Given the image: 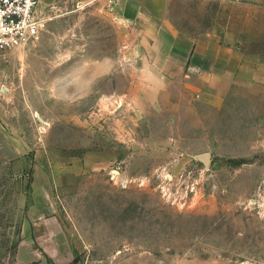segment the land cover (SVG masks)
<instances>
[{
  "label": "rangeland",
  "instance_id": "obj_1",
  "mask_svg": "<svg viewBox=\"0 0 264 264\" xmlns=\"http://www.w3.org/2000/svg\"><path fill=\"white\" fill-rule=\"evenodd\" d=\"M118 1L42 0L0 50V264H264V84L144 77ZM168 6L264 61V0Z\"/></svg>",
  "mask_w": 264,
  "mask_h": 264
},
{
  "label": "crops",
  "instance_id": "obj_2",
  "mask_svg": "<svg viewBox=\"0 0 264 264\" xmlns=\"http://www.w3.org/2000/svg\"><path fill=\"white\" fill-rule=\"evenodd\" d=\"M118 2L119 13L132 30V44L139 47L140 55L136 60L144 67V77L195 80L201 89L206 86L219 89L227 81L230 87L238 75H248L254 85L264 84V61L260 57L242 55L224 45L218 31L199 36L187 34L170 16L169 0ZM46 222L47 216L36 220L33 226L25 224L24 233H30L28 236L33 242L21 244L19 256L23 261L39 259L32 233L35 239H43L41 227ZM28 248H31V255L27 254Z\"/></svg>",
  "mask_w": 264,
  "mask_h": 264
},
{
  "label": "built area",
  "instance_id": "obj_3",
  "mask_svg": "<svg viewBox=\"0 0 264 264\" xmlns=\"http://www.w3.org/2000/svg\"><path fill=\"white\" fill-rule=\"evenodd\" d=\"M42 0H0V50L25 48L40 37ZM117 0H109L111 8Z\"/></svg>",
  "mask_w": 264,
  "mask_h": 264
},
{
  "label": "water",
  "instance_id": "obj_4",
  "mask_svg": "<svg viewBox=\"0 0 264 264\" xmlns=\"http://www.w3.org/2000/svg\"><path fill=\"white\" fill-rule=\"evenodd\" d=\"M207 157H209V156H207Z\"/></svg>",
  "mask_w": 264,
  "mask_h": 264
},
{
  "label": "trees",
  "instance_id": "obj_5",
  "mask_svg": "<svg viewBox=\"0 0 264 264\" xmlns=\"http://www.w3.org/2000/svg\"><path fill=\"white\" fill-rule=\"evenodd\" d=\"M73 264V263H72Z\"/></svg>",
  "mask_w": 264,
  "mask_h": 264
}]
</instances>
